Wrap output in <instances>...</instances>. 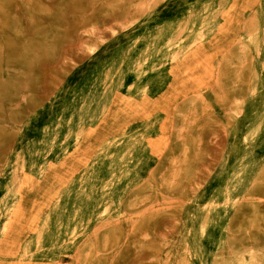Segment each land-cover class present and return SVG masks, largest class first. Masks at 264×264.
Returning a JSON list of instances; mask_svg holds the SVG:
<instances>
[{
	"label": "rangeland",
	"instance_id": "1",
	"mask_svg": "<svg viewBox=\"0 0 264 264\" xmlns=\"http://www.w3.org/2000/svg\"><path fill=\"white\" fill-rule=\"evenodd\" d=\"M0 264H264V0H0Z\"/></svg>",
	"mask_w": 264,
	"mask_h": 264
}]
</instances>
